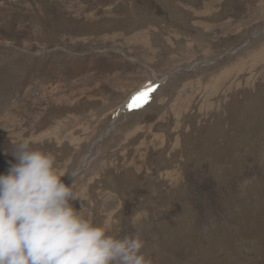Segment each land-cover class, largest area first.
I'll return each mask as SVG.
<instances>
[{
    "label": "rangeland",
    "instance_id": "obj_1",
    "mask_svg": "<svg viewBox=\"0 0 264 264\" xmlns=\"http://www.w3.org/2000/svg\"><path fill=\"white\" fill-rule=\"evenodd\" d=\"M258 33L264 0H0V176L27 143L151 264H264Z\"/></svg>",
    "mask_w": 264,
    "mask_h": 264
},
{
    "label": "clouds",
    "instance_id": "obj_2",
    "mask_svg": "<svg viewBox=\"0 0 264 264\" xmlns=\"http://www.w3.org/2000/svg\"><path fill=\"white\" fill-rule=\"evenodd\" d=\"M12 156L0 176V264H151L139 236L113 238L72 207L81 199L51 155L20 143Z\"/></svg>",
    "mask_w": 264,
    "mask_h": 264
},
{
    "label": "snow or ice",
    "instance_id": "obj_3",
    "mask_svg": "<svg viewBox=\"0 0 264 264\" xmlns=\"http://www.w3.org/2000/svg\"><path fill=\"white\" fill-rule=\"evenodd\" d=\"M151 91H155V89L153 88L151 90H145L134 97L129 105V110H132L135 107H143L144 104L148 102V97L150 96Z\"/></svg>",
    "mask_w": 264,
    "mask_h": 264
},
{
    "label": "water",
    "instance_id": "obj_4",
    "mask_svg": "<svg viewBox=\"0 0 264 264\" xmlns=\"http://www.w3.org/2000/svg\"><path fill=\"white\" fill-rule=\"evenodd\" d=\"M264 33H258V34H255V35H252L248 40H250L251 38H254V37H257V36H262ZM245 46V45H244ZM244 46L240 47V48H237V50H240L241 48H243ZM189 70V68H178L176 70H174L173 72L169 73L165 78L164 80H166L167 78H169L170 76H172L173 74L175 73H178V72H181V71H187ZM146 90H149V89H146ZM143 91H145V88H142L140 89V91H138L134 96H132V98L127 102V104L125 106H128L134 97H136L138 94L142 93ZM123 108H120V111L122 110ZM119 113V112H118Z\"/></svg>",
    "mask_w": 264,
    "mask_h": 264
},
{
    "label": "bare ground",
    "instance_id": "obj_5",
    "mask_svg": "<svg viewBox=\"0 0 264 264\" xmlns=\"http://www.w3.org/2000/svg\"><path fill=\"white\" fill-rule=\"evenodd\" d=\"M121 34V33H120ZM119 112H120V110H119ZM182 153V152H181ZM199 181V180H198ZM147 206V205H146ZM185 225V224H184Z\"/></svg>",
    "mask_w": 264,
    "mask_h": 264
}]
</instances>
